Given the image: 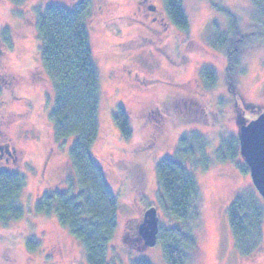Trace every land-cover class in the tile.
Returning a JSON list of instances; mask_svg holds the SVG:
<instances>
[{"label": "rangeland", "instance_id": "1", "mask_svg": "<svg viewBox=\"0 0 264 264\" xmlns=\"http://www.w3.org/2000/svg\"><path fill=\"white\" fill-rule=\"evenodd\" d=\"M152 1L168 19L163 1ZM89 2L87 28L99 76L101 131L92 153L118 203L108 264H130L137 259L166 264L158 240L153 247L138 240V225L147 209L156 210L159 227L189 224L174 221L162 209L155 165L163 158L180 161L193 174L199 190L198 217L191 224L196 246L186 264H264V216L260 251L243 257L232 245L227 215L232 201L244 191L252 190L263 206L264 202L240 153L223 160L216 155L222 138L238 139L240 126L264 109V40L237 47L241 73H227L226 56L213 48L215 36L222 39L228 31L223 11L237 19L240 34L262 31L264 20L257 16L253 1L182 0L187 30H169L157 47L140 41L144 30L133 14L136 0ZM54 5L75 4L70 0H23L20 4L0 0V29L10 24L30 37L15 41V49L7 52V71L41 68L36 11ZM99 5L102 15L97 13ZM103 20L107 23L102 25ZM162 46L163 51L158 50ZM204 67L216 72L217 80L210 87L201 77ZM29 96L36 98L39 107L32 121L25 122L19 114L26 111L25 102L10 101L0 91V121L18 157L16 163L6 165L7 170L25 178L19 197L23 218L0 223V264H87L82 244L54 215L46 217L35 210L45 192L76 193L78 187L69 160L73 138L57 141L48 118L54 98L48 79ZM117 106L130 117L129 139H123L115 125ZM183 136H189L188 145L178 151Z\"/></svg>", "mask_w": 264, "mask_h": 264}, {"label": "trees", "instance_id": "2", "mask_svg": "<svg viewBox=\"0 0 264 264\" xmlns=\"http://www.w3.org/2000/svg\"><path fill=\"white\" fill-rule=\"evenodd\" d=\"M12 1L20 4L23 0ZM162 1L168 20L176 29L185 32L188 18L182 0ZM252 1L257 16L264 20V0ZM89 11V0L74 7L54 5L36 11L34 26L40 45V70L54 91L48 118L57 141L73 138L69 160L78 190L76 193L45 192L37 199L35 210L46 217H56L59 225L84 247L87 264H108V247L117 225L118 203L92 153V146L100 138L101 131L99 76L93 64L87 28ZM223 13L229 20L228 31L222 39L215 36L213 48L226 56L227 73H241L243 68L235 55L236 49L254 39L263 41L264 27L261 32L242 35L237 19L227 11ZM201 77L209 87L217 80L216 72L209 67L202 69ZM114 122L121 137L129 139L132 135L130 117L123 107H116ZM188 138L181 137L178 151L188 145ZM238 147L235 137L222 138L216 155L221 160L233 159L239 153ZM155 172L162 209L174 221L189 223L184 227H159L157 240L161 243L164 261L166 264H186L189 253L196 246L191 224L198 217L197 183L193 174L174 159L159 160ZM24 187L25 178L21 174L0 166L1 224L23 218L24 208L19 197ZM227 215L232 245L237 253L243 257L258 253L263 240L264 206L261 199L252 190L244 191L232 201ZM130 264L150 263L137 259Z\"/></svg>", "mask_w": 264, "mask_h": 264}, {"label": "flooded vegetation", "instance_id": "3", "mask_svg": "<svg viewBox=\"0 0 264 264\" xmlns=\"http://www.w3.org/2000/svg\"><path fill=\"white\" fill-rule=\"evenodd\" d=\"M70 1L76 6L85 0ZM97 11L98 14H103L100 5L97 7ZM133 14L137 17L136 20L138 25L143 27L144 33L141 35L140 41H144V44L149 43L151 46L154 45L157 47L156 43L162 41V38L166 36L169 30H175L173 24L160 14V9L152 0H136V8ZM105 23H107V21L103 20L101 24L103 25ZM28 37L29 36L15 30L10 24H4L0 29V91L7 96L10 101L25 102L26 111L19 113L22 114L21 117L23 116L22 119H24L25 122L32 121L33 114L39 107V105L36 104V98L33 99V97H30L29 92L33 89L40 88L42 81L46 79L40 68L32 67L23 72H11L6 70L4 63L5 56L8 54L7 52L11 48L15 49V41L25 40ZM163 47L164 46L159 47L158 50L163 51ZM3 124L0 121V166L7 167V164L11 165L12 163H16L18 157L14 149H11L6 141V131L2 128ZM145 212L139 222L138 229L144 222ZM138 229V240H141L144 244Z\"/></svg>", "mask_w": 264, "mask_h": 264}, {"label": "water", "instance_id": "4", "mask_svg": "<svg viewBox=\"0 0 264 264\" xmlns=\"http://www.w3.org/2000/svg\"><path fill=\"white\" fill-rule=\"evenodd\" d=\"M238 142L252 185L264 202V109L256 119L240 126ZM138 231L145 246L156 244L159 225L155 209L145 212L144 222Z\"/></svg>", "mask_w": 264, "mask_h": 264}]
</instances>
